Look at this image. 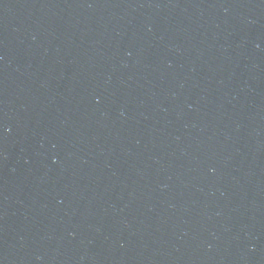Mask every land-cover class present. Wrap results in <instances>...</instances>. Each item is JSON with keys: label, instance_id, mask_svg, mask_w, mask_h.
Returning a JSON list of instances; mask_svg holds the SVG:
<instances>
[{"label": "water", "instance_id": "obj_1", "mask_svg": "<svg viewBox=\"0 0 264 264\" xmlns=\"http://www.w3.org/2000/svg\"><path fill=\"white\" fill-rule=\"evenodd\" d=\"M0 264H264V0H0Z\"/></svg>", "mask_w": 264, "mask_h": 264}]
</instances>
